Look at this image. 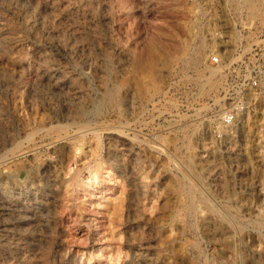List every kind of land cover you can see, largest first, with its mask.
Returning a JSON list of instances; mask_svg holds the SVG:
<instances>
[{"label":"rangeland","instance_id":"obj_1","mask_svg":"<svg viewBox=\"0 0 264 264\" xmlns=\"http://www.w3.org/2000/svg\"><path fill=\"white\" fill-rule=\"evenodd\" d=\"M261 53L264 0H0V264H264Z\"/></svg>","mask_w":264,"mask_h":264},{"label":"built area","instance_id":"obj_2","mask_svg":"<svg viewBox=\"0 0 264 264\" xmlns=\"http://www.w3.org/2000/svg\"><path fill=\"white\" fill-rule=\"evenodd\" d=\"M258 56V53L255 54ZM264 53H261L263 56ZM261 59V58H260ZM213 62L218 63L219 58H213ZM244 69L243 77H238L235 84L228 85L224 91V98L232 101L228 108L224 109L219 115L217 132L220 129L232 128L238 123L240 118L252 106L249 97H254L264 107V59L256 61V64L238 65V72Z\"/></svg>","mask_w":264,"mask_h":264},{"label":"bare ground","instance_id":"obj_3","mask_svg":"<svg viewBox=\"0 0 264 264\" xmlns=\"http://www.w3.org/2000/svg\"><path fill=\"white\" fill-rule=\"evenodd\" d=\"M214 72V71H213ZM44 82V81H43ZM65 111V110H64ZM131 124V123H130ZM64 126V125H63ZM66 127V126H65ZM96 129V128H95ZM94 129V130H95ZM117 129V128H116ZM128 129V128H127ZM83 130V132L82 131H80L81 133H84V130L85 129H82ZM87 130H89V128H87ZM117 130H119V129H117ZM231 130V129H230ZM119 131H122V130H119ZM126 131V130H125ZM72 132V131H71ZM75 132V131H74ZM86 132V131H85ZM88 132H90V131H88ZM92 132H93V128H92V131H91V134H92ZM95 132H96V130H95ZM94 132V133H95ZM100 132V131H99ZM103 132V131H102ZM108 132V131H107ZM262 132L264 133V131L262 130ZM137 133V132H136ZM139 133V132H138ZM260 133H261V131H260ZM38 134V133H37ZM119 135H118V138L119 137H122L121 135H120V133H118ZM123 134H124V131H123ZM128 134V133H127ZM116 135H117V132H116ZM124 136V135H123ZM28 137H30V136H28ZM34 137V136H33ZM29 139V138H28ZM76 139V138H75ZM78 139V138H77ZM76 139V140H77ZM123 139H125V138H123ZM80 140V139H79ZM113 140V139H112ZM126 141H127V139H126ZM74 142V141H73ZM76 142V141H75ZM114 142V141H113ZM118 143H119V145L120 146H122L123 144H124V142L123 141H121V140H118L117 141ZM116 142V143H117ZM115 143V142H114ZM251 143V142H250ZM85 144V143H84ZM51 145V144H50ZM49 145V146H50ZM99 145V144H98ZM128 145V144H127ZM79 146V145H78ZM113 148V147H112ZM76 150V149H75ZM77 150H79V151H81V150H84V149H82V147L81 148H78ZM111 150V149H110ZM154 150V149H153ZM113 151V150H112ZM124 151V150H123ZM111 152V151H110ZM125 152V151H124ZM114 153V152H113ZM258 153H259V151H258ZM80 154V153H79ZM119 154V153H118ZM124 155H126V154H124ZM128 155V154H127ZM253 155V154H252ZM113 156V155H112ZM116 156V155H115ZM118 156V155H117ZM121 156H123V155H121ZM120 156V157H121ZM111 157V156H110ZM226 159V158H225ZM107 160V159H106ZM120 160V159H119ZM119 160H118V158L117 157H114V160L111 162V165H113L112 167H114L115 166V168H116V170L120 173V174H122L123 172V170H122V168H121V166H119L118 165V163H119ZM254 160H256V159H254ZM259 164V163H258ZM125 165V164H124ZM123 165V166H124ZM219 165V167H222V166H220V164H218ZM246 166V165H245ZM124 167H126V166H124ZM130 167H131V165H130ZM133 169V168H132ZM222 169V168H221ZM262 169V168H261ZM264 169V168H263ZM242 170V169H241ZM131 171V170H130ZM129 174L130 172L129 171H127L126 170V174ZM125 174V173H124ZM123 174V175H124ZM262 174V173H261ZM132 175H134V174H132ZM218 175V174H217ZM254 175V174H253ZM95 176V175H94ZM255 176V175H254ZM260 176V175H259ZM91 177V176H90ZM120 177V176H119ZM122 177V176H121ZM125 177V176H124ZM123 177V178H124ZM127 177V176H126ZM222 177V176H221ZM220 177V178H221ZM95 178H97V177H95ZM135 178V177H134ZM262 178V177H261ZM264 178V177H263ZM253 179V178H252ZM254 179H256V178H254ZM125 180V179H124ZM126 180H127V178H126ZM89 181H91V179L89 180ZM131 181V180H130ZM252 181V180H251ZM255 181V180H254ZM258 181V180H257ZM261 181V180H260ZM260 181L258 182V184L260 183ZM264 181V180H263ZM93 182V181H92ZM128 182H129V180H128ZM132 182V181H131ZM218 183V182H217ZM129 184V183H128ZM250 184V183H249ZM251 184H253V183H251ZM217 185V184H216ZM219 185V184H218ZM242 185V184H241ZM133 186V185H132ZM255 186V185H254ZM129 187V186H128ZM252 189V188H251ZM254 190H255V188H253ZM130 190V189H129ZM245 190V189H244ZM260 190H261V187H260ZM250 192V191H249ZM252 192V191H251ZM257 193V192H256ZM42 194V193H41ZM130 193H128V195H129ZM133 194H135V192L133 193ZM200 194V193H199ZM203 194H204V192H203ZM217 194V193H216ZM245 194V193H244ZM246 195V197H247V194H245ZM264 195V194H263ZM201 196V195H200ZM221 196H222V194H221ZM224 196V195H223ZM31 197H33V196H31ZM34 197H35V195H34ZM44 197V196H43ZM138 197H139V195H138ZM231 197V196H230ZM233 197V196H232ZM251 197V196H250ZM260 197H262V196H260ZM201 198V197H200ZM222 198V197H221ZM249 198V197H248ZM263 198V197H262ZM2 199V198H1ZM0 199V200H1ZM25 199H26V197H25ZM215 199H217V198H215ZM225 199V198H224ZM3 200H4V198H3ZM23 200V199H22ZM44 200V199H43ZM42 200V201H43ZM48 200V199H47ZM142 200V199H141ZM201 200H203V199H201ZM253 200V199H252ZM32 201V200H31ZM39 201H40V199H39ZM49 201H50V198H49ZM207 201V200H206ZM206 201H205V203H206ZM216 201V200H215ZM220 201V200H219ZM247 201V200H246ZM249 201V200H248ZM140 202H142V201H140ZM211 202V201H210ZM223 202V201H222ZM233 202V201H232ZM253 202V201H252ZM43 203H44V201H43ZM202 203H204V202H202ZM208 203V202H207ZM218 203V202H217ZM230 203H231V201H230ZM229 203V204H230ZM238 203V202H237ZM243 203V202H242ZM25 204V203H24ZM131 204V203H130ZM136 204V203H135ZM220 204V203H219ZM224 204V203H223ZM263 204H264V202H263ZM8 205V204H7ZM27 205V204H26ZM122 205V204H121ZM133 205V204H132ZM204 205V204H203ZM233 205V204H232ZM118 206V205H117ZM117 206H116V208H117ZM220 206V205H219ZM260 206V205H259ZM258 206V207H259ZM10 207V206H9ZM28 207V206H27ZM133 207V206H132ZM207 207V206H206ZM210 207V206H209ZM212 207V206H211ZM218 207V206H217ZM221 207V206H220ZM219 207V208H220ZM15 208V207H14ZM26 208V207H25ZM37 208V207H36ZM39 208V207H38ZM204 208V207H203ZM218 208V209H219ZM243 208V207H242ZM248 208H249V206H248ZM115 209V208H114ZM209 209V208H208ZM211 209V208H210ZM222 209V208H221ZM250 209V208H249ZM260 209V208H259ZM42 210V209H41ZM122 210V208H120V210H118L117 212L119 213V216L121 215L122 216V212H120ZM128 210V209H127ZM179 210V209H178ZM203 210V209H202ZM214 210V209H213ZM0 211H2V213H4L3 212V210L1 209ZM34 211V210H33ZM205 211V210H204ZM220 211V210H219ZM219 211H217V212H219ZM249 211V210H248ZM257 211V210H256ZM27 212V211H26ZM135 212V211H134ZM206 212V211H205ZM221 212V211H220ZM223 212V211H222ZM226 212V211H225ZM24 213V212H23ZM35 213V212H34ZM116 213V212H115ZM228 213V212H227ZM231 213H232V211H231ZM242 213H243V211H242ZM248 213V212H247ZM246 213V214H247ZM136 214V213H135ZM215 214H217L216 212H215ZM222 214V213H221ZM219 215V217H220V222H226L228 225H229V227L231 226V227H237V228H240L241 226H242V224L240 225V227H238L239 225H237V223L235 224V221H234V219L232 220V218H229L228 216H224V215ZM225 214V213H224ZM3 215V214H2ZM25 215V214H24ZM227 215V214H226ZM40 216V215H39ZM180 216V217H179ZM216 216V215H215ZM215 216H214V218H215ZM5 217V216H4ZM15 217V216H14ZM41 217V216H40ZM129 217V216H128ZM127 217V218H128ZM131 217V216H130ZM204 217V216H203ZM232 217V216H231ZM257 217H258V214H257ZM256 217V218H257ZM6 218V217H5ZM7 218H8V216H7ZM12 218V217H11ZM178 218L179 219H181L182 220V216L181 215H178ZM235 218V217H234ZM10 219V218H9ZM16 219V218H15ZM15 219H14V221H15ZM122 219H123V217H122ZM204 219H205V217H204ZM236 219V218H235ZM258 219V218H257ZM12 220H13V218H12ZM17 220V219H16ZM129 220V219H128ZM237 220V219H236ZM254 220V219H253ZM18 221V220H17ZM122 222V221H121ZM126 222V221H125ZM130 222V221H129ZM217 222V221H216ZM242 222H243V220H242ZM225 223V224H226ZM5 224H6V222H5ZM118 224V223H117ZM131 224V223H130ZM239 224V223H238ZM256 224H257V226H261V227H264V219H262V220H259V221H257L256 222ZM127 225V224H126ZM219 226V225H218ZM226 226V225H225ZM243 227V226H242ZM248 227V226H247ZM246 227V228H247ZM3 229V228H2ZM218 229V228H217ZM220 229V228H219ZM249 229H251L250 227H249ZM254 229V228H253ZM1 230V229H0ZM11 230H12V228H11ZM224 230V229H223ZM223 230L221 231L222 233H223ZM243 230H244V228H243ZM242 230V231H243ZM257 230H259V229H257ZM257 230H256V232H257ZM127 231V230H126ZM129 231V230H128ZM229 231V230H228ZM235 231V230H234ZM241 231V232H242ZM130 232V231H129ZM220 232V231H219ZM226 232V231H225ZM237 232V231H236ZM249 232V231H248ZM253 232H255L254 230H253ZM259 232V231H258ZM218 233V232H217ZM222 233H220V234H222ZM240 233V232H239ZM243 233V232H242ZM224 234V233H223ZM245 234V233H244ZM227 235V234H226ZM231 236V235H230ZM6 237H7V235H6ZM220 237H222L221 235H220ZM219 237V238H220ZM224 237V236H223ZM238 237H240V235L238 236ZM249 237V236H248ZM1 238V237H0ZM243 238V237H242ZM238 239V238H237ZM251 239V238H250ZM257 240H258V238H256ZM219 240V239H218ZM228 240H230V239H228ZM129 241V240H128ZM131 241V240H130ZM232 240H230V242H231ZM243 241V240H242ZM256 241V240H255ZM1 242V241H0ZM3 242V241H2ZM248 242V241H247ZM247 242H245V243H247ZM239 243V242H238ZM241 243V242H240ZM137 244V243H136ZM251 244H252V242H251ZM258 244V243H257ZM263 244V243H262ZM134 245V244H133ZM231 245V244H230ZM137 246H141L140 244L139 245H137ZM244 246H246V245H244ZM136 247V246H135ZM254 247V246H253ZM264 247V246H263ZM139 248H141V247H139ZM231 248H232V246H231ZM239 249H240V247H239ZM245 249V248H244ZM263 249V248H262ZM138 250V249H137ZM238 250V249H237ZM236 250V251H237ZM243 250V249H242ZM241 250V251H242ZM252 250V249H251ZM131 251V250H130ZM136 251V250H135ZM250 251V250H249ZM254 251V250H253ZM146 252V251H145ZM243 252H244V250H243ZM251 252V251H250ZM133 254H136V253H134V252H132ZM139 253V252H138ZM143 254V253H142ZM226 254V253H225ZM233 254V253H232ZM232 254H229V255H222V259L224 260H222L220 263L221 264H239V262L237 261V257L235 258V256L234 255H232ZM241 254V253H240ZM247 254V253H246ZM261 254V253H260ZM141 255V254H140ZM249 255H251L250 253H249ZM248 255V256H249ZM239 256V255H238ZM136 257V256H135ZM134 257V258H135ZM138 257V256H137ZM146 257V256H145ZM144 257V258H145ZM239 257H241V256H239ZM21 258V257H20ZM248 258V257H247ZM245 259V258H244ZM251 259V258H250ZM263 259V258H262ZM134 262V261H133ZM139 262V261H138ZM245 262V261H244ZM254 262V261H253ZM255 263V262H254ZM133 264V263H132ZM260 264V263H259Z\"/></svg>","mask_w":264,"mask_h":264}]
</instances>
